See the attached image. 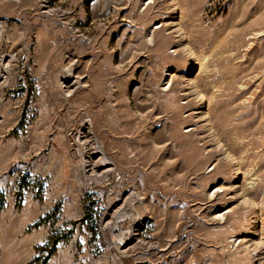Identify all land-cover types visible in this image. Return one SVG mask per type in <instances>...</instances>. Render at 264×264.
Segmentation results:
<instances>
[{
  "label": "rangeland",
  "instance_id": "374dc122",
  "mask_svg": "<svg viewBox=\"0 0 264 264\" xmlns=\"http://www.w3.org/2000/svg\"><path fill=\"white\" fill-rule=\"evenodd\" d=\"M0 264H264V0H0Z\"/></svg>",
  "mask_w": 264,
  "mask_h": 264
},
{
  "label": "bare ground",
  "instance_id": "6f19581e",
  "mask_svg": "<svg viewBox=\"0 0 264 264\" xmlns=\"http://www.w3.org/2000/svg\"><path fill=\"white\" fill-rule=\"evenodd\" d=\"M158 27H159L158 24H154V25H151L148 30H150L151 32ZM83 133H85L83 134V136L84 135L86 136L89 133L88 128L85 131H83ZM93 140L90 139V140L84 141L85 142L84 148L86 150V153H85L86 160L82 164V172L85 177V182L87 183L94 182L95 178L93 176L96 175L95 173L98 171L100 167L107 168L108 166L112 164L109 158L106 156L104 150L99 145H96V144H94V146L92 145L95 142V141L93 142ZM100 154L102 155V157L97 159L96 157ZM105 170H106L105 172H109L110 168H107ZM87 173H90L89 175L91 176L87 177L86 175ZM127 194L128 195H125V192L119 191L110 200L109 202L110 206L114 207V206H118V204H120V206L118 207L117 210L112 212V214L110 215L112 219L111 222H109L107 225H104L101 229L100 234L102 238L101 240L103 242H108V235L112 230H114L117 224H120V222L134 216V211L132 209V206H135L136 203L139 202V200L131 192ZM127 200L128 202L126 203ZM133 220H136L135 216L133 217L132 221ZM138 222H137V225H138ZM133 225H135V223H131V225L127 229H121L120 232L118 233L119 234L118 238L115 241L110 242L111 250L117 254L125 255L124 260L126 261V263H129V261H131V258L127 255V253H125V250H123L124 248L123 243L125 239V234L132 233L133 230L131 227ZM121 252H124V253L122 254Z\"/></svg>",
  "mask_w": 264,
  "mask_h": 264
}]
</instances>
